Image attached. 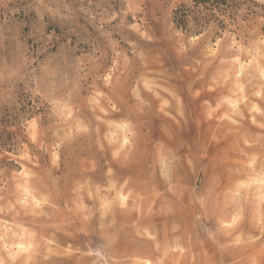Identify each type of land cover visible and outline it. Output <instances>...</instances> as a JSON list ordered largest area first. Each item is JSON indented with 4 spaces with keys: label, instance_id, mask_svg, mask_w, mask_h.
Here are the masks:
<instances>
[{
    "label": "clouds",
    "instance_id": "obj_1",
    "mask_svg": "<svg viewBox=\"0 0 264 264\" xmlns=\"http://www.w3.org/2000/svg\"><path fill=\"white\" fill-rule=\"evenodd\" d=\"M0 264H264V0H0Z\"/></svg>",
    "mask_w": 264,
    "mask_h": 264
}]
</instances>
